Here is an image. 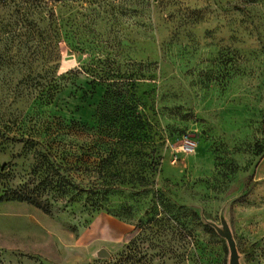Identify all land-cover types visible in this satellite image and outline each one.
Segmentation results:
<instances>
[{
    "label": "rangeland",
    "instance_id": "1",
    "mask_svg": "<svg viewBox=\"0 0 264 264\" xmlns=\"http://www.w3.org/2000/svg\"><path fill=\"white\" fill-rule=\"evenodd\" d=\"M25 1L0 0V264H264V0L57 6L118 16L123 117L81 54L42 88Z\"/></svg>",
    "mask_w": 264,
    "mask_h": 264
},
{
    "label": "trees",
    "instance_id": "2",
    "mask_svg": "<svg viewBox=\"0 0 264 264\" xmlns=\"http://www.w3.org/2000/svg\"><path fill=\"white\" fill-rule=\"evenodd\" d=\"M29 1L25 2L30 6L35 4L39 16L22 18L30 30L33 28L32 21L36 18V43L41 62L42 88L54 87L53 74L58 68L63 49H66L84 56L80 61L79 70L86 74L93 84L107 85L106 93L115 100V110L118 114L123 117L125 112L132 110L130 99L134 96L142 76L135 69L138 65L124 55L122 42H127L129 38H123L113 31L107 32V28H115L118 25V16H101L99 12L92 16H57L54 13L57 6L67 7L75 1L91 5L94 4L93 0ZM26 10H29V7ZM31 35L30 31L28 39ZM16 200L27 201L19 196ZM31 204L39 207L33 202ZM134 261L133 249L130 248L124 260L113 264H135Z\"/></svg>",
    "mask_w": 264,
    "mask_h": 264
},
{
    "label": "crops",
    "instance_id": "3",
    "mask_svg": "<svg viewBox=\"0 0 264 264\" xmlns=\"http://www.w3.org/2000/svg\"><path fill=\"white\" fill-rule=\"evenodd\" d=\"M264 128V122H263ZM254 181L257 188L264 189V157L258 162L254 171Z\"/></svg>",
    "mask_w": 264,
    "mask_h": 264
},
{
    "label": "water",
    "instance_id": "4",
    "mask_svg": "<svg viewBox=\"0 0 264 264\" xmlns=\"http://www.w3.org/2000/svg\"><path fill=\"white\" fill-rule=\"evenodd\" d=\"M99 256L102 257V258H109L110 257V255L108 254V252H106V250H104V249L100 250ZM233 264H236L234 262V260H233Z\"/></svg>",
    "mask_w": 264,
    "mask_h": 264
}]
</instances>
